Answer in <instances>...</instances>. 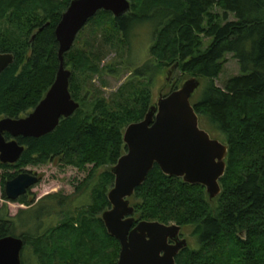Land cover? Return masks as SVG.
<instances>
[{"label": "trees", "instance_id": "1", "mask_svg": "<svg viewBox=\"0 0 264 264\" xmlns=\"http://www.w3.org/2000/svg\"><path fill=\"white\" fill-rule=\"evenodd\" d=\"M72 1L0 0V52L15 59L0 77V121L30 114L54 85L60 67L55 30ZM130 3V13L121 18L98 13L64 57L65 67L72 73L71 96L80 104L76 114L62 119L43 138H19L26 150L17 164L0 162V169L15 171L3 177L4 187L6 180L27 167L55 161L80 171L88 166L94 172L108 167L97 183L91 173L77 188L76 199L87 195L94 184L91 203L41 235L16 236L14 220L0 214V240L13 236L24 241L23 264L28 249L39 264H118L121 245L102 219L110 208L108 194L115 183L112 170L127 152L125 130L142 122L153 107V82L165 69L171 73L177 66L176 71L183 75L200 83L208 81L203 99L192 105L199 119L225 136L228 156L226 174L220 181L222 193L210 200L204 186L166 176L155 166L130 200L136 221L194 228L199 249L188 246L176 264H264V0ZM215 8L223 12L224 20L212 12ZM230 14L235 21H228ZM146 23L155 30L149 60L139 68L127 60L124 68L133 71L112 95L113 101L96 97L88 86L102 74L101 64L111 52L130 58L134 31ZM203 37L213 42L201 52ZM228 55L238 61L242 75L223 89L217 80ZM105 71L120 78L124 70L107 66ZM181 87L177 84L172 92ZM27 197L18 201L29 205ZM47 200L66 206L70 197L50 195L40 200L39 207ZM214 201L216 208L211 205ZM47 205L38 217L56 209Z\"/></svg>", "mask_w": 264, "mask_h": 264}, {"label": "water", "instance_id": "2", "mask_svg": "<svg viewBox=\"0 0 264 264\" xmlns=\"http://www.w3.org/2000/svg\"><path fill=\"white\" fill-rule=\"evenodd\" d=\"M101 11L121 18L131 11L129 0H73L55 30L59 43L60 67L54 85L45 99L28 115L0 121V162L17 164L25 152L18 138L40 139L52 134L62 119L73 117L80 109L70 93L72 73L65 67L78 35ZM12 54L0 52V77L14 64ZM177 66L169 74L176 71ZM200 81L191 78L180 89L153 106L144 120L127 127L124 143L127 152L113 168L115 183L108 194L110 208L102 219L108 233L121 245L118 264H176L178 255L188 248L181 238L182 227L158 222H137L131 198L158 166L169 177L189 185L206 188L210 200L222 193L221 179L226 174L228 146L213 140L200 128L192 98ZM7 136L10 138L7 139ZM37 175L24 172L8 181L5 194L17 202L38 185ZM24 241L8 236L0 240V264H23Z\"/></svg>", "mask_w": 264, "mask_h": 264}, {"label": "rangeland", "instance_id": "3", "mask_svg": "<svg viewBox=\"0 0 264 264\" xmlns=\"http://www.w3.org/2000/svg\"><path fill=\"white\" fill-rule=\"evenodd\" d=\"M129 1L131 2V0ZM212 12L215 15L220 16L221 21L224 20V14L220 9L215 8ZM228 21H235L234 16L230 14L228 16ZM154 32V26L150 23L143 24L135 29L132 39L130 58L127 59V56L124 55L117 56L118 54L116 52L109 53L107 59L101 64V69L103 71L102 74L94 77L91 84L88 86V89L94 91L96 97L101 95L108 101H113L111 100L114 97L112 95L119 90V88L128 78H130L133 71L129 68H124L125 64L130 61L135 68H139L149 60V51L155 40ZM212 42V38L203 37L201 52L206 51ZM107 66H114V68L119 67L120 70L124 71L122 72L120 78H115L106 73L105 69ZM169 72L170 69H165L163 73L157 77L156 81L153 82V86L151 87L153 106L158 105L161 95H170L177 84H181L182 86L186 81L191 79V77L188 75H183L179 71H174V73L170 76V79H168L170 74ZM240 75H242V71L238 61L233 57V55H228L223 72L217 80V85L224 89L231 79ZM207 83V79L201 80V86L195 92L192 98L193 105L199 103L203 99L204 92L207 88ZM200 128L207 132L213 140H217L223 144H226L225 136L215 130L207 120L200 119ZM107 170L108 167H104L94 172L93 166H88L85 171H80L73 167H67L61 164L59 161L50 162L46 165L37 167H27L26 169L22 170V173L29 172L35 174L40 178V182L30 191L27 197L29 205H25L19 201L11 202L8 199H5V187L2 184L3 177L7 176V174H12L15 171L0 169V214L8 221L14 220L16 227L15 233L17 234L16 236H22L24 234H44L50 228H54L58 224L62 223V221H64L67 217L66 215L73 213L78 208L86 207L91 203L90 195L92 193L91 190L94 184L89 191L87 190V195L81 196L78 199L74 197L77 192V188L81 186L85 180H87L91 173L96 176L94 183H97L100 179V175ZM6 181L8 182L9 180ZM56 194L70 197V201H68L66 206H61L50 200H47L44 202L46 205L39 207L42 204V201L40 200L47 196ZM216 201L211 202V205L214 208H216L218 205ZM47 204L55 206L56 209L51 213V215L50 212L44 211L42 212L43 215L38 217L39 215L37 214L42 208H49ZM22 212L30 213L23 214ZM193 232V227H185L182 228L181 233L182 237L188 241V246L191 248V250L196 251L199 249V244L198 239L193 236ZM24 256L26 264H39L36 257L33 256L32 250H24Z\"/></svg>", "mask_w": 264, "mask_h": 264}, {"label": "flooded vegetation", "instance_id": "4", "mask_svg": "<svg viewBox=\"0 0 264 264\" xmlns=\"http://www.w3.org/2000/svg\"><path fill=\"white\" fill-rule=\"evenodd\" d=\"M9 138H10V137L7 136V139H9ZM18 139H19V138H18ZM39 179H40V178H39ZM30 191H31V190H30ZM30 191H29V193H30ZM28 195H29V194H28ZM28 195H27V196H28ZM181 238L184 239V238L182 237V234H181Z\"/></svg>", "mask_w": 264, "mask_h": 264}]
</instances>
